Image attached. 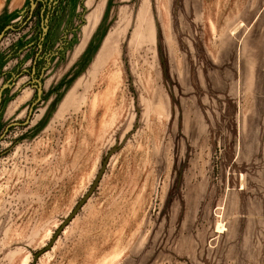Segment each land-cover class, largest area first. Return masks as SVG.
<instances>
[{
	"label": "rangeland",
	"instance_id": "374dc122",
	"mask_svg": "<svg viewBox=\"0 0 264 264\" xmlns=\"http://www.w3.org/2000/svg\"><path fill=\"white\" fill-rule=\"evenodd\" d=\"M228 1L0 0V264H264V0Z\"/></svg>",
	"mask_w": 264,
	"mask_h": 264
},
{
	"label": "water",
	"instance_id": "95a60500",
	"mask_svg": "<svg viewBox=\"0 0 264 264\" xmlns=\"http://www.w3.org/2000/svg\"><path fill=\"white\" fill-rule=\"evenodd\" d=\"M136 128V127H134ZM134 131V130H133ZM131 134H127L125 136V138L122 140V142L113 147L108 155L102 160V164L96 174V176L94 177L90 187L88 188L87 192L77 201L76 206L74 207V209L71 211V213L63 220L62 224L60 225V227L57 229V231L54 233V236H52L50 242L47 244V246L45 247V249H43L42 251H39L38 253L34 254V260H36L38 258V256L40 254H42L45 250H48L51 248L52 244L54 243L56 237L59 235V233L62 231V229L64 227H66V225L75 217V215L78 213V211L80 210V208L84 205V203L89 199V197L93 194V192L96 190V188L98 187V184L100 182V179L103 175V173L106 170V164H107V160L108 158L116 151H118L120 148H122V146L124 145V143L127 141V139L130 137Z\"/></svg>",
	"mask_w": 264,
	"mask_h": 264
},
{
	"label": "crops",
	"instance_id": "0c3cea01",
	"mask_svg": "<svg viewBox=\"0 0 264 264\" xmlns=\"http://www.w3.org/2000/svg\"><path fill=\"white\" fill-rule=\"evenodd\" d=\"M219 2H224L225 0H218ZM248 0H229L228 3H227V13L225 14L226 15V21L224 20V24L222 25V29L221 31H219L220 33H222L224 30H225V27L227 26L228 23H230L232 20H233V17L228 21L229 19V16H231V14H234L233 16H235L236 14H241L244 12V9L245 7L248 5ZM207 6V5H206ZM206 6L203 5V14H202V17L204 16L205 20H206V15L209 16V12H210V8H208V11L206 12ZM210 23V26L211 28L216 31L217 27H216V24L210 19L209 21ZM207 31V30H206ZM207 33V32H206ZM220 33H218L220 35ZM208 34V33H207ZM210 34V33H209ZM208 34V35H209ZM218 37V36H217ZM209 38V42H210V50L214 51V49L216 48V45H214L213 43V40H212V37L210 35ZM217 39V38H216ZM74 223V220L73 222L71 223V225Z\"/></svg>",
	"mask_w": 264,
	"mask_h": 264
}]
</instances>
